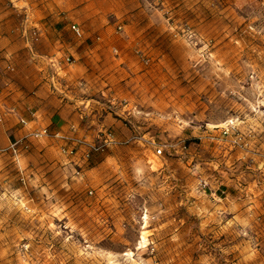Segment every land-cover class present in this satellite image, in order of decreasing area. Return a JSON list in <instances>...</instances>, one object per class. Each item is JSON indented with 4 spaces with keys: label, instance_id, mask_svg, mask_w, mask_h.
Wrapping results in <instances>:
<instances>
[{
    "label": "rangeland",
    "instance_id": "374dc122",
    "mask_svg": "<svg viewBox=\"0 0 264 264\" xmlns=\"http://www.w3.org/2000/svg\"><path fill=\"white\" fill-rule=\"evenodd\" d=\"M58 7L116 142L1 151L0 115V264H264V0L14 2L29 38Z\"/></svg>",
    "mask_w": 264,
    "mask_h": 264
},
{
    "label": "crops",
    "instance_id": "0c3cea01",
    "mask_svg": "<svg viewBox=\"0 0 264 264\" xmlns=\"http://www.w3.org/2000/svg\"><path fill=\"white\" fill-rule=\"evenodd\" d=\"M23 1L0 0V115L5 122L3 130L11 131L15 140L42 127H48L52 133L85 139L95 128H99L98 131L104 126L116 129L119 124L109 112L102 120H96L95 115L86 118L94 112L91 109L95 106H82L92 99L83 96L81 67L65 61L69 55L77 56L80 44L71 36L70 24H77L73 13L68 18L74 22L67 24L60 15L63 8L51 9L46 13L51 15L48 23L36 26L38 38L32 35L29 38L23 23L29 22L25 25L28 28L35 27V24L31 25L33 18L19 19L14 10V2L20 6ZM20 119H24L27 125L20 124ZM92 125L94 129L88 130ZM31 141L34 152L44 149V153H50L54 146L59 151L63 144L62 140L55 138Z\"/></svg>",
    "mask_w": 264,
    "mask_h": 264
},
{
    "label": "built area",
    "instance_id": "2783aa9c",
    "mask_svg": "<svg viewBox=\"0 0 264 264\" xmlns=\"http://www.w3.org/2000/svg\"><path fill=\"white\" fill-rule=\"evenodd\" d=\"M70 30L76 38H82L83 31L77 24H70ZM31 35L33 38H37V31L33 30ZM65 61L70 62L68 57ZM19 123L23 126L27 125V122L24 119H20ZM233 129L234 126L230 123L222 127L221 132L223 135H227ZM42 138H55L62 140L63 144L60 146V153L63 156H70L73 158H76L77 155H79L78 160H81V162L87 161L92 153L103 150L104 146H108L116 142L111 133L104 134L103 143H95L83 137L68 136L58 132L52 133L48 127H42L35 128L29 131L25 136L15 139L10 142L7 147L2 148L1 151H11L14 154H18L20 150H26L29 148L27 140H40ZM238 139H240V137H238ZM157 152L160 153L161 149H158ZM89 193H91V191Z\"/></svg>",
    "mask_w": 264,
    "mask_h": 264
},
{
    "label": "bare ground",
    "instance_id": "6f19581e",
    "mask_svg": "<svg viewBox=\"0 0 264 264\" xmlns=\"http://www.w3.org/2000/svg\"><path fill=\"white\" fill-rule=\"evenodd\" d=\"M142 243H143L142 245H144L145 244V240H143Z\"/></svg>",
    "mask_w": 264,
    "mask_h": 264
}]
</instances>
